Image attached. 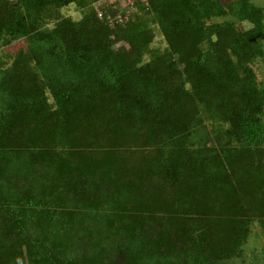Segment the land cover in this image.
Returning a JSON list of instances; mask_svg holds the SVG:
<instances>
[{
    "label": "trees",
    "instance_id": "1",
    "mask_svg": "<svg viewBox=\"0 0 264 264\" xmlns=\"http://www.w3.org/2000/svg\"><path fill=\"white\" fill-rule=\"evenodd\" d=\"M17 41L0 55V264H245L264 238L262 7L0 0V49Z\"/></svg>",
    "mask_w": 264,
    "mask_h": 264
},
{
    "label": "rangeland",
    "instance_id": "2",
    "mask_svg": "<svg viewBox=\"0 0 264 264\" xmlns=\"http://www.w3.org/2000/svg\"><path fill=\"white\" fill-rule=\"evenodd\" d=\"M101 1L104 2L106 0H101ZM249 1L252 2L254 5L262 7L264 9V0H249ZM62 14L74 20H78L81 17V10L78 7L70 5L69 7L63 9ZM23 45L24 44L22 43V41L14 42L9 47L0 49V55L11 54L14 51L18 50L19 48H21ZM153 46L159 48L164 47V42L162 40V37L159 35L157 31H155ZM254 71L256 73L258 82L264 85V55L261 59H259L255 63ZM263 252H264V238L261 237L258 229L255 227L252 229L250 239L248 240L246 246V254L244 257L245 264H264V259L262 258L261 255V253ZM254 257L258 258V260H255L254 263H251L250 261H252Z\"/></svg>",
    "mask_w": 264,
    "mask_h": 264
},
{
    "label": "built area",
    "instance_id": "3",
    "mask_svg": "<svg viewBox=\"0 0 264 264\" xmlns=\"http://www.w3.org/2000/svg\"><path fill=\"white\" fill-rule=\"evenodd\" d=\"M105 2V1H104Z\"/></svg>",
    "mask_w": 264,
    "mask_h": 264
}]
</instances>
